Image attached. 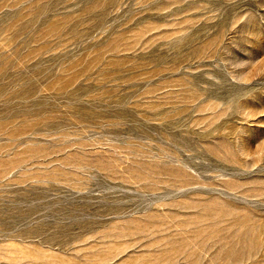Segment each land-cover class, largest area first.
Returning a JSON list of instances; mask_svg holds the SVG:
<instances>
[{"label": "rangeland", "instance_id": "rangeland-1", "mask_svg": "<svg viewBox=\"0 0 264 264\" xmlns=\"http://www.w3.org/2000/svg\"><path fill=\"white\" fill-rule=\"evenodd\" d=\"M0 264H264V0H0Z\"/></svg>", "mask_w": 264, "mask_h": 264}]
</instances>
